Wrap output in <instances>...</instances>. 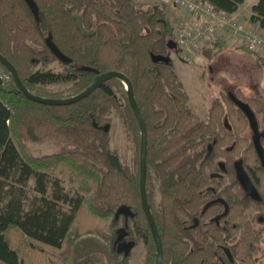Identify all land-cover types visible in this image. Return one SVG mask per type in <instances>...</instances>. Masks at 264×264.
I'll return each instance as SVG.
<instances>
[{
	"label": "trees",
	"instance_id": "1",
	"mask_svg": "<svg viewBox=\"0 0 264 264\" xmlns=\"http://www.w3.org/2000/svg\"><path fill=\"white\" fill-rule=\"evenodd\" d=\"M34 1L37 14L26 0H0V53L37 96L62 98L44 94L43 87L66 82L80 93L108 71L131 80L147 129V195L162 240L163 264H264L262 233L249 212L253 207L264 213V165L249 135V121L225 92L212 103L206 119L191 109L167 55L175 30L166 5L135 0ZM206 1L229 14L245 2ZM250 21L264 29V0L252 4ZM50 36L70 58L61 61L62 70L46 67L60 61L47 44ZM214 51L217 55L221 49ZM253 54L264 67L263 59ZM155 55L168 60H156ZM0 69V261L67 264L55 255L63 251L73 229L102 228L108 219L116 229L120 218H126L116 212L127 205L134 212L133 230L148 248L149 264H155L157 249L142 208L139 171L133 174L122 164L111 163L104 129L117 110L134 132L140 156L141 129L124 82L113 77L78 102L49 105L26 97L1 61ZM243 100L264 130V98ZM33 141L71 148L38 156L31 151ZM239 159L252 175L261 201L248 197L237 180L234 162ZM218 162L227 168L219 180L212 177ZM211 185L227 202V211L221 204L205 209L217 196ZM154 186L160 194L158 204L150 191ZM219 212L224 213L219 224L209 222ZM129 255L114 245L108 264H130ZM84 264L106 262L96 254Z\"/></svg>",
	"mask_w": 264,
	"mask_h": 264
},
{
	"label": "rangeland",
	"instance_id": "2",
	"mask_svg": "<svg viewBox=\"0 0 264 264\" xmlns=\"http://www.w3.org/2000/svg\"><path fill=\"white\" fill-rule=\"evenodd\" d=\"M146 4L163 3L167 8V15L173 24L174 19L179 16L189 17L183 11L182 15L177 14V10L171 9L172 6L164 0H135ZM240 20L248 22L250 20V8H241ZM197 19L194 22L197 23ZM198 24V23H197ZM200 24V23H199ZM224 32V37H234L233 33L228 30ZM226 34V35H225ZM230 34V35H229ZM215 35V34H214ZM213 36H210L206 43L199 44L191 48V59L186 61L180 57L178 49H170L167 53L168 57L173 61L175 71L183 82L184 88L187 91L191 109L202 119H206L208 110L212 103L221 99L223 93L238 92L241 99L258 95L264 98V72L262 76L261 69H264L256 59L253 61L245 56H235L231 58L233 49L231 47H223L222 52L218 56L214 54L216 47H211L209 44ZM238 39V38H237ZM239 40V39H238ZM231 45L235 47V51L245 53L242 41L240 45L233 40ZM228 44V45H230ZM224 45H227L225 43ZM207 49V50H205ZM249 52V51H248ZM263 59V58H261ZM264 61V59H263ZM42 66V65H39ZM47 68L62 70L64 68L61 61L55 60L49 63ZM261 68V69H260ZM0 72H3L0 69ZM6 78V77H5ZM125 84V83H124ZM125 88L126 84H125ZM44 94L58 96L62 98L72 97L75 90L72 82L49 84L43 87ZM125 102V100H123ZM111 122L109 125L108 136L110 150L114 154L119 163L133 174L139 171V157L137 154V144L134 132L124 123L122 117L117 110H113L111 114ZM252 131L249 132L251 136ZM31 151L38 156L47 155L67 150L71 148L69 145H64L62 148L56 147L51 142L33 141L30 143ZM152 198L156 204L160 201V194L156 186L151 187ZM256 219L255 225L261 237V258L264 262V222L257 221V217L264 216L255 208L249 210ZM127 225L129 227H127ZM126 227L130 230L131 236L136 241V245L132 248L129 255L130 264H149V252L145 242L137 236L134 229L132 217H121L116 229L111 226V219H108L102 228H88L81 231L79 228L73 229L69 236L63 251L56 253L55 257H62L67 264H80L81 261L87 262L93 255L100 254L103 256L106 264H108L112 248L117 249V236L120 228ZM84 262V263H85ZM82 262V264H84ZM0 264H5L0 261ZM58 264H62L58 261Z\"/></svg>",
	"mask_w": 264,
	"mask_h": 264
},
{
	"label": "water",
	"instance_id": "3",
	"mask_svg": "<svg viewBox=\"0 0 264 264\" xmlns=\"http://www.w3.org/2000/svg\"><path fill=\"white\" fill-rule=\"evenodd\" d=\"M26 2L29 4L30 8L32 9L34 14L38 13V5L34 0H26ZM48 46L51 48L53 53L58 57V59L62 62H68L70 61V58L66 56L56 45V43L51 39V36L47 40ZM168 46L170 49H177V43L174 39H170L168 41ZM154 59L156 60H168L167 57L155 55ZM0 61L7 67V69L12 74L17 86L20 88V90L25 94L26 97L29 99L43 103V104H49V105H69L75 102H78L87 96H89L91 93H93L95 90L100 88L104 83H106L108 80L112 79L113 77L121 79L126 84V93L127 98L129 101V104L131 108L134 111L135 117L138 121V124L141 129V145H140V156H139V175H140V191H141V199H142V208L144 210V213L152 227L153 235L155 239V245L157 249V259L155 264H163V246H162V240L158 231V227L156 224V221L151 213L149 202H148V195H147V173L145 168V162H146V156H147V129L145 126L143 115L140 111V109L136 105V100L134 96L133 91V84L131 80L124 74L118 71H108L100 75L96 81L90 85L87 89L83 90L77 95H74L72 97L67 98H50V97H42L37 96L33 93H31L26 86L23 84L18 71L16 67L0 53ZM231 101L246 115L249 125L252 131V141L254 144V147L256 149V152L258 156L261 159L262 164L264 165V145L262 143V140H264V130L261 131L259 128V123L257 116L252 109L251 105L246 102L245 100L239 98L234 92L228 93ZM105 131L109 130V124H106L104 127ZM109 158L111 160V163L114 165H119V160L117 157L113 154H109ZM222 169L224 170L225 167L223 163H220ZM235 171L237 180L239 181L240 185L246 192V195L248 197H251L252 199L256 201H261V195L254 184L253 180L251 179L250 175L246 171L243 160L239 159L235 161L234 163ZM220 201H223V199H219ZM214 202V201H213ZM207 207V205H206ZM205 207V208H206ZM117 216L124 215L126 217H133L134 212L130 209L127 205H122L119 207V209L116 212ZM127 234L126 227L120 228L118 230V236H117V242H119L117 245V250L119 252H124L126 255L130 253L132 248L135 246V241H131L129 243H126L125 241H121Z\"/></svg>",
	"mask_w": 264,
	"mask_h": 264
},
{
	"label": "built area",
	"instance_id": "4",
	"mask_svg": "<svg viewBox=\"0 0 264 264\" xmlns=\"http://www.w3.org/2000/svg\"><path fill=\"white\" fill-rule=\"evenodd\" d=\"M172 8L185 11L189 17L174 19L175 41L180 57L191 59V48L205 43L210 36L219 31L228 30L234 34L246 48L264 59V29L256 27L238 17L223 12L206 0H164ZM256 2L257 0H250ZM202 19L196 24L194 19ZM8 77L7 75L5 76Z\"/></svg>",
	"mask_w": 264,
	"mask_h": 264
},
{
	"label": "crops",
	"instance_id": "5",
	"mask_svg": "<svg viewBox=\"0 0 264 264\" xmlns=\"http://www.w3.org/2000/svg\"><path fill=\"white\" fill-rule=\"evenodd\" d=\"M254 2H252V1H250V0H245V2L243 3V4H241V6L239 7V9L237 10V11H235L234 13H231V15L232 16H235V17H238V18H240V15H241V8H250V14H251V6H252V4H253ZM171 9H173V8H171ZM182 10H180V11H178L177 10V14H178V16L179 15H182ZM197 23L199 24V23H202V19L201 18H198L197 20ZM248 22L251 24V25H253V26H256V27H258L259 26V24H257V23H253V22H251L250 20H248ZM196 23V24H197ZM224 32H222V31H219V32H217L215 35H214V37H212V39L210 40V42H209V44L208 45H210L211 47H216L215 49L216 50H218V49H221V50H223V47H231L232 49H233V53L231 54V58H232V56L233 55H235V56H245V55H247L250 59H251V61H253V58L255 57V55L253 54V53H251V52H248L247 50H245V53H239V52H236L234 49H235V47L234 46H232L230 43V41L231 40H233L234 42H236V43H240L239 41L240 40H238L237 38H234V37H230L229 36V38L228 37H224ZM226 35V34H225ZM230 35V34H229ZM206 43V42H205ZM225 43H227V45H224ZM228 44H230V45H228ZM240 45V44H239ZM243 45V44H242ZM243 48L245 49V47L243 46ZM206 50V49H205ZM222 51H220V53H221ZM220 53H218L217 54V56L220 54ZM261 69V68H260ZM261 71H262V76H263V72H264V69H261Z\"/></svg>",
	"mask_w": 264,
	"mask_h": 264
},
{
	"label": "flooded vegetation",
	"instance_id": "6",
	"mask_svg": "<svg viewBox=\"0 0 264 264\" xmlns=\"http://www.w3.org/2000/svg\"><path fill=\"white\" fill-rule=\"evenodd\" d=\"M261 131H263L262 129H260ZM251 139H252V134H251ZM237 161V160H236ZM220 163H223V162H218V170L216 171V172H214L213 174H212V177L213 178H215V179H217V180H219V179H222V178H224L225 176H226V173H227V168H226V166H225V164L223 163V165H224V167H225V169L223 170L222 169V167H221V165H220ZM235 163V162H234ZM235 167V166H234ZM246 169V168H245ZM247 172H248V170H246ZM235 174H236V171H235ZM248 174L250 175V177H251V179L253 180V177H252V175L248 172ZM237 177V176H236ZM253 182H254V180H253ZM255 184V183H254ZM209 188H211L212 189V192H213V194H216L217 196H214V197H212V198H210L209 199V201L207 202V204H205V206L204 207H206V205L207 206H210V205H213V204H221V205H223V208H224V211H227L228 210V204H227V202L223 199V198H221L220 196H218V193H216V190L215 189H213V187H212V185L209 187ZM259 191V190H258ZM260 193V192H259ZM251 198V197H250ZM262 198V197H261ZM219 199H223V201H220ZM252 199V198H251ZM254 200V199H253ZM262 200V199H261ZM214 201V202H213ZM256 201V200H255ZM253 208V207H252ZM206 209V208H205ZM251 209V208H250ZM256 211H258V210H256ZM260 212V211H259ZM260 213H262V212H260ZM224 213L223 212H219V213H217L216 215H214L213 217H211V218H209V222H216L217 224H219V222H220V220H221V217H222V215H223ZM263 215H264V213H262ZM250 218L251 219H253L254 221H256V219L254 218V216H253V214H251L250 213ZM257 221L258 222H260V223H262V222H264V216H260V217H257ZM127 227H129L128 225H127ZM259 231V230H258ZM121 241H125L126 243H129V242H131V241H135L134 240V238H133V236H131V232H130V230H128L127 229V234H126V236L121 240ZM119 242H117V244H118ZM135 245H136V241H135ZM228 254H230L229 253V250H225ZM122 253H124V252H122ZM130 253H131V251H130ZM129 253V254H130ZM128 254V255H129Z\"/></svg>",
	"mask_w": 264,
	"mask_h": 264
}]
</instances>
